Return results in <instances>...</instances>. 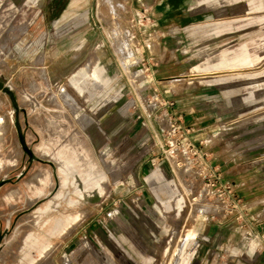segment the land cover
I'll return each instance as SVG.
<instances>
[{"label":"rangeland","instance_id":"obj_1","mask_svg":"<svg viewBox=\"0 0 264 264\" xmlns=\"http://www.w3.org/2000/svg\"><path fill=\"white\" fill-rule=\"evenodd\" d=\"M197 1L11 0L0 73L26 116L16 125L0 90V264H264V0L217 16L255 23L222 50L204 37L209 13L187 12ZM165 16L181 62L159 88L141 38L158 51Z\"/></svg>","mask_w":264,"mask_h":264},{"label":"crops","instance_id":"obj_2","mask_svg":"<svg viewBox=\"0 0 264 264\" xmlns=\"http://www.w3.org/2000/svg\"><path fill=\"white\" fill-rule=\"evenodd\" d=\"M237 2V0H236ZM228 3H232L233 4V0H202V1H197L195 4H190L187 8V12L189 14L192 13H198L199 11H203L204 13H209V18L206 21L207 23V28H205V34L204 37L205 39H210V43H212V41H220V50H222L224 48V46H229V45H240L244 42H240L238 41V39H240V36L243 35L244 33H249V31H251L252 36L254 35V30H255V23H246L240 20H233L230 22L226 21H219L217 22V16L219 15H223L224 12H226L225 7L228 5ZM172 5H169V3H165L163 9V13L164 14H169V12L173 11V8H177L176 6L170 7ZM171 8V9H170ZM162 13V14H163ZM208 17V16H207ZM167 17H162L161 18V23H163L162 25H160V22H157L155 25L157 27H154V31L155 33H157L159 36V49L158 51H151L148 50V47L151 44V35L148 34V32H145L144 36L141 38V41L143 42V46L145 47V54H146V58L144 59L147 63L152 64L151 62H153V59H157L159 62H161V67L162 69H155L153 70V74H154V79L153 83L155 84V87H159L163 86L161 84H169V86L171 87L170 84L172 80H160V79H165L168 76H159V73H161L162 71H166V70H172L174 69L173 64L176 63H180V58L178 57L179 53L176 52H171L170 49L168 48V44L170 42L174 43V32L175 29L170 28V27H163L164 22L163 20L166 19ZM158 19V18H157ZM176 16L172 17V20H175ZM216 20V21H215ZM159 21V20H158ZM149 31V30H147ZM143 34V32H142ZM141 34V35H142ZM152 34V33H151ZM146 35V36H145ZM236 36V37H235ZM238 37V38H237ZM247 46H249L250 43H246ZM252 44H254V41H252ZM249 56V60H254V56L256 55V53H251L248 54ZM173 63V64H172ZM152 66V65H151ZM161 70V72H160ZM211 78V77H210ZM168 90V89H167ZM175 110L173 107H170L169 105L165 104V111L166 113H171L167 118L168 120H176L178 117H175L173 115H175ZM180 111L181 113H185L183 110ZM195 140V139H194ZM196 140H200L201 139H196ZM264 184L263 185H259L258 189L264 190ZM264 195V194H261ZM260 197V196H259ZM264 204H262L261 201H258L257 206L259 209H263L264 210V206H262ZM262 210V211H263ZM204 220L206 221V217H204ZM221 222V221H220ZM209 235H214L216 237L221 236L222 234H227V230L223 229V230H219V231H214V232H206ZM212 233V234H211ZM257 236L258 238H260L261 242H262V246H264V220H260L259 219V224H258V229H257Z\"/></svg>","mask_w":264,"mask_h":264},{"label":"bare ground","instance_id":"obj_3","mask_svg":"<svg viewBox=\"0 0 264 264\" xmlns=\"http://www.w3.org/2000/svg\"><path fill=\"white\" fill-rule=\"evenodd\" d=\"M101 1H103V2H106V1H109V0H101ZM12 8H14V6H13V4H12V2H11V0H0V19H3V17L5 16V11H10V12H14V9H12ZM235 70H240V69H235ZM242 70H243V68H242ZM229 71H231V70H215V71H211V72H207V73H204V74H209V75H213V74H221V73H223V72H229ZM4 74V73H3ZM2 73H0V79H1V81H3V83L6 85V86H8L12 91H13V93H14V95H15V98H16V100H17V97H16V94H15V91H14V89H13V87H12V84L10 83V81L9 80H7L6 78H5V76L3 75ZM90 77H91V79L93 80L94 79V81L96 80V81H99V76H98V74L96 73V71H92L91 73H90ZM0 90L1 91H3V92H5L8 96H9V98H10V100H11V103H12V110H11V112L14 110V112H15V116L14 115H11V118H12V121H15V124L17 125V122H18V119H17V114H16V112L18 113L19 112V110L21 111H23V114L26 116V114H25V110H24V108L21 106V103H19L18 101H17V103H18V108L16 109V107L13 105V102H12V99H11V97H10V95L6 92V91H4L2 88H0ZM23 96V95H22ZM25 99V98H24ZM26 123V122H25ZM28 125V124H27ZM60 126V125H59ZM21 142V141H20ZM25 142H26V139H25ZM21 145V147H22V149L25 151V149L23 148V145H22V143H20ZM26 144H27V142H26ZM27 146L28 147H30L29 146V144H27ZM41 146H44V145H42L41 144ZM31 148V147H30ZM32 149V148H31ZM33 151V150H32ZM25 153L28 155V153L25 151ZM45 154V151L43 150V152H41V155H44ZM82 155V154H81ZM13 157V156H12ZM81 157V156H80ZM39 160V159H41V157H39V156H37L34 152H33V156H32V158L30 159V156L28 155V161L30 162V161H33V160ZM62 166L65 168V169H68V164L66 163V162H63V164H62ZM90 171V170H89ZM45 173V172H44ZM20 175H22V172L21 173H19L18 174V176H20ZM4 179H6V178H3L2 180H1V182H0V185L2 184V182H3V180ZM30 180H33V181H41L42 179H43V174H42V171L41 170H39V171H37V172H35L30 178H29ZM37 182V183H38ZM76 182H77V180H76ZM89 184H91L90 182H89ZM88 184V185H89ZM14 191H18V189L17 188H15V189H13ZM12 191V190H11ZM20 191V190H19ZM8 195L10 196V195H12V192H10V193H8ZM37 196V195H36ZM35 197V196H34ZM58 197V196H57ZM54 198V197H53ZM52 200V199H51ZM50 200V201H51ZM27 201V200H26ZM49 201V200H48ZM53 202V201H52ZM55 202V201H54ZM32 203V202H31ZM50 206V202L45 206V208H48ZM51 209V208H50ZM36 216V215H35ZM32 218H35V217H32ZM8 222V221H7ZM70 226V225H69ZM19 228V227H18ZM13 230V229H12ZM12 235V234H11ZM192 235H194V233H193V231L190 233V232H188V233H186L185 234V238H189V237H191ZM7 235H4V237H6ZM1 246H3V242L0 244V247ZM41 253H43V250L41 251ZM47 254V253H46ZM62 263L63 264H71V262L69 261V259L67 258V257H63L62 258ZM30 264H52V262H51V259L49 258V257H46V256H44L43 258H41L39 261H35V260H33V261H31L30 262Z\"/></svg>","mask_w":264,"mask_h":264},{"label":"water","instance_id":"obj_4","mask_svg":"<svg viewBox=\"0 0 264 264\" xmlns=\"http://www.w3.org/2000/svg\"><path fill=\"white\" fill-rule=\"evenodd\" d=\"M0 88H2L4 91H6L9 95H10V97H11V99H12V102H13V105L16 107V109L18 108V103H17V100H16V98H15V95H14V93H13V91L8 87V86H6L4 83H3V81H1V79H0ZM16 114H17V112H16ZM21 143H22V145H23V148L25 149V151L28 153V155L30 156V159L32 158V156H33V151H32V149L30 148V147H28L27 146V144H26V142H25V140H24V138L23 137H21Z\"/></svg>","mask_w":264,"mask_h":264}]
</instances>
